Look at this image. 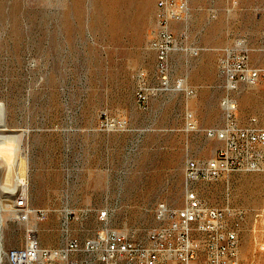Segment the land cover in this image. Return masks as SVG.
<instances>
[{"label": "rangeland", "instance_id": "rangeland-1", "mask_svg": "<svg viewBox=\"0 0 264 264\" xmlns=\"http://www.w3.org/2000/svg\"><path fill=\"white\" fill-rule=\"evenodd\" d=\"M175 1L188 10L170 23L182 49L170 54L163 85L152 46L158 0H0V112L10 142L0 151V183L16 187L3 204L10 210L26 190L31 206L47 211L27 222L7 212L5 247L22 246L30 227L47 246L107 228L146 241L163 224L160 203L184 206L187 159L214 157L224 145L187 127L194 89L211 75L214 52L202 49L225 53L240 41L251 65L264 67V0ZM234 95L239 123L254 117L264 126V80ZM198 106L217 118L207 102ZM192 187L206 205L230 210L240 264H264V166ZM194 264H209L204 246Z\"/></svg>", "mask_w": 264, "mask_h": 264}, {"label": "built area", "instance_id": "built-area-1", "mask_svg": "<svg viewBox=\"0 0 264 264\" xmlns=\"http://www.w3.org/2000/svg\"><path fill=\"white\" fill-rule=\"evenodd\" d=\"M187 10L184 1L158 0L159 29L152 46L158 54L163 85H168L170 54L179 47L170 23L183 19ZM192 52L197 54L198 50ZM222 70L227 89L221 100L226 123L220 128L207 129L206 135L222 140L224 145L214 157L187 159L185 204L174 209L160 203L157 215L163 224L152 230L146 241H136L107 228L84 240L72 237L59 246H47L41 242L37 229L30 227L22 246L7 248L0 219V264H194L202 246L209 264H240L239 232L228 228L226 222L230 210L206 205L192 186L198 180H217L227 172L258 170L264 166V126L254 117L247 125L239 123L234 95L243 83L257 85L264 80V67L251 65L247 50L239 41L225 50ZM138 100L143 105L147 103L148 94L144 89L138 92ZM125 123L110 120L112 126ZM187 127L197 129L192 112L188 113ZM10 209L23 222L33 216L38 219L47 216L46 210L31 206L26 190L12 199ZM106 215L103 212L101 218ZM196 232L203 234L202 239L195 237Z\"/></svg>", "mask_w": 264, "mask_h": 264}, {"label": "crops", "instance_id": "crops-1", "mask_svg": "<svg viewBox=\"0 0 264 264\" xmlns=\"http://www.w3.org/2000/svg\"><path fill=\"white\" fill-rule=\"evenodd\" d=\"M181 49V47H178L175 51H179ZM185 50L188 51L191 55H199L201 51V49H189L187 47ZM193 50H198V53H193ZM206 50L214 52L211 54V75L207 82L201 83L199 87L194 89L193 95H195L196 97L191 105L193 109V111L191 112L193 113L194 120L196 121L197 129L199 127V129H202L203 131H205V133L209 128H220L226 123V115L224 108L222 107L221 100L227 92L226 78L222 70V58L224 53H221L220 50L216 48L202 49L203 52ZM199 102H207L209 110L213 111L216 109L218 111L217 118L214 119L213 117H204L200 112V107L198 106Z\"/></svg>", "mask_w": 264, "mask_h": 264}, {"label": "bare ground", "instance_id": "bare-ground-1", "mask_svg": "<svg viewBox=\"0 0 264 264\" xmlns=\"http://www.w3.org/2000/svg\"><path fill=\"white\" fill-rule=\"evenodd\" d=\"M0 117H1V121H0V128L1 130L3 131L1 134H0V151L1 150H4L8 147V144L10 143L9 142V135H7L4 131L7 130L9 127L7 126V123L5 122V117H4V112H0ZM10 131V130H9ZM8 131V132H9ZM10 133V132H9ZM13 133V132H11ZM14 136V134H13ZM13 138V137H12ZM13 143V142H12ZM15 143V142H14ZM11 150V149H9ZM15 150V148L13 149ZM14 152V151H13ZM8 153V152H7ZM2 154V153H1ZM5 155V153H4ZM11 157V156H10ZM9 157V159H10ZM15 161V160H14ZM7 165V164H6ZM13 165V164H12ZM11 166V165H10ZM8 167V166H7ZM4 169V168H3ZM8 169V168H7ZM2 170V169H1ZM16 188V187H15ZM15 188L13 189H10L8 188V186H2L1 183H0V219H2V222L4 224L5 220H6V217H7V212L9 213H13V211L10 209H7L4 207V204H3V198L2 196L5 195V192H9L12 193L13 190H15ZM6 189H9V190H6ZM13 199V198H12ZM9 215V214H8ZM4 232V230H3Z\"/></svg>", "mask_w": 264, "mask_h": 264}]
</instances>
